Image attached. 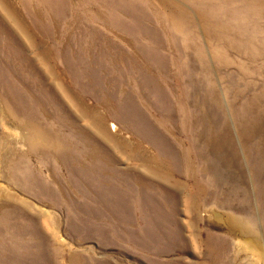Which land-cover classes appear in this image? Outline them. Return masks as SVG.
Segmentation results:
<instances>
[{
	"label": "rangeland",
	"instance_id": "1",
	"mask_svg": "<svg viewBox=\"0 0 264 264\" xmlns=\"http://www.w3.org/2000/svg\"><path fill=\"white\" fill-rule=\"evenodd\" d=\"M263 134L264 0H0V264H264Z\"/></svg>",
	"mask_w": 264,
	"mask_h": 264
},
{
	"label": "bare ground",
	"instance_id": "2",
	"mask_svg": "<svg viewBox=\"0 0 264 264\" xmlns=\"http://www.w3.org/2000/svg\"><path fill=\"white\" fill-rule=\"evenodd\" d=\"M16 58V57H15ZM261 125L257 126L256 130L253 131V135H258L260 133ZM260 141L262 142L260 145H258L257 149L260 150L258 153V163L261 165V167L264 168V134L261 137ZM234 167H237L234 165ZM157 171V170H156ZM158 172V171H157ZM250 222V221H249ZM264 245V244H263Z\"/></svg>",
	"mask_w": 264,
	"mask_h": 264
}]
</instances>
